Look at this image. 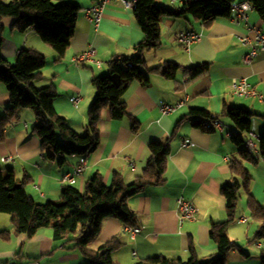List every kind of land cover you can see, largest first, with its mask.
<instances>
[{"label": "crops", "instance_id": "0c3cea01", "mask_svg": "<svg viewBox=\"0 0 264 264\" xmlns=\"http://www.w3.org/2000/svg\"><path fill=\"white\" fill-rule=\"evenodd\" d=\"M10 1L0 0V3ZM74 2L81 10L75 34L62 61H56L55 51L44 44L34 30L26 33L13 30L10 18L2 21V54L14 64L21 50L42 53L47 59V66L43 71V80L37 86L54 87L57 92L56 112L67 119L78 134L84 135L87 131V112L95 97L92 80L107 74L108 63L113 59L132 56L134 46L143 40L144 35L134 10L125 8L118 1L107 4L97 30L81 12L94 5L96 0ZM156 2L168 9H176L186 3L185 0L175 4L171 0ZM249 23L264 34V22L256 11L249 14ZM190 30L202 32L203 39L186 52L176 42L175 35ZM246 32L244 25L235 27L231 19L220 20L210 28H204L191 18H163L162 46L144 55L147 71L166 62L184 68L208 63V73L189 81L182 72L175 80L167 79L160 73L147 72L149 85L134 83L125 96L127 111L138 121L139 132L132 133L128 119L114 121L110 112L105 111L99 124V147L85 159L73 157L62 166L43 156L40 139L33 133L34 114L30 110H22L7 128L5 141L0 143V170H13L19 182L27 177L30 181L27 192L36 202L58 201L65 186L63 176L73 171L82 160L86 162L87 169L74 184L80 192L97 174L103 177L106 185L111 184L115 173L121 174L126 184H131L146 166L150 144L169 139L165 184L147 187L128 201L130 210L137 217L140 233L132 239L125 226L111 218L104 221L99 238L89 247L96 251L118 238L120 248L112 255L115 264H138L157 257L186 262L191 258V241L199 260L215 256L217 246L210 239V225L212 222L227 221L226 200L221 192L231 180L229 159L236 156L242 147L236 146L225 132L205 133L195 128L190 122V112L198 109L219 116L225 109L247 107L255 115L250 133L260 138L264 136V102L256 98H235L230 92L234 79L246 78L264 96V52L250 66L242 64L247 49L239 43L237 36ZM91 47L97 50V59L103 64L100 68L93 64L72 63L73 57ZM113 79L116 81V77ZM77 96L81 97V102L76 108L72 99ZM184 99H187L184 107L174 114L165 116L160 112V105H173ZM9 104V93L0 84V117L6 114ZM220 120L235 129L230 120ZM185 140L191 142L190 147H182ZM7 156H12L14 162H1V158ZM131 162L135 163V172L130 169ZM245 166L253 179L251 195L264 205V159L256 164L246 162ZM240 192L242 196L228 235L242 251L231 250L226 264H261L264 246L260 248L258 242L253 241L259 224L251 219L247 196ZM180 197L191 200L199 208L197 222L179 223L177 202ZM12 230L11 217L0 213V261L3 263L89 264L75 247V242H56L51 229H41L33 238L24 234L5 236Z\"/></svg>", "mask_w": 264, "mask_h": 264}, {"label": "trees", "instance_id": "16d2710c", "mask_svg": "<svg viewBox=\"0 0 264 264\" xmlns=\"http://www.w3.org/2000/svg\"><path fill=\"white\" fill-rule=\"evenodd\" d=\"M249 2L255 7L264 22V0H189L181 7L168 9L159 6L156 0H137L134 10L136 20L143 32V40L134 46V54L113 59L107 74L95 77L92 86L95 91L94 101L87 112V131L78 134L67 119L60 116L54 107L57 92L52 85L38 87L43 80V71L47 66L46 57L37 51L21 50L11 64L2 54L4 26L3 19L13 20L12 29L21 33L34 30L41 41L52 48L57 55V62L62 61L75 34L80 7L74 0H11L0 3V84L4 85L10 96L6 114L0 117V143L6 139V130L20 111L33 112L36 122L33 133L40 139L43 156L59 165H65L70 158L85 159L95 151L101 142L99 124L105 111L111 119L131 122V131L140 130L138 121L127 111L125 96L134 83L149 85L150 73H160L170 80H175L182 72L189 81H195L208 73L210 64L184 68L178 64L166 62L147 71L144 58L146 52L162 46L161 21L165 17L181 19L191 18L210 28L220 20L232 17V5ZM116 77V81L113 79ZM255 115L247 107L225 109L219 116L205 110L194 109L190 112L193 126L205 133L216 132L213 128L202 126L205 120L226 118L234 125L235 133L231 140L242 147L237 155L229 159L230 182L222 189L226 200L227 221L212 222L210 239L217 246L215 256L201 261L196 255L194 242H190L191 258L168 260L157 257L138 264H226L231 250L241 247L231 241L228 228L235 221L240 201V191L247 196L250 217L259 224L253 241L264 242V205L251 195L252 177L245 163H258L264 159V136L259 141V156L249 154L243 147V139L251 132V123ZM175 133L172 134V137ZM149 157L141 174L131 184H126L122 175L115 173L110 185L104 183L97 174L80 192L75 186L66 185L58 201L38 203L27 192L30 181L26 177L17 181L13 170H0V213L11 217V234H24L33 238L41 229H51L56 242H75V247L87 258L89 264H115L113 253L120 248L118 238H114L98 250L90 245L99 238L104 221L114 218L125 227L137 228V217L128 201L140 194L145 188L165 184L167 162L170 155V140L155 141L149 146ZM72 239V240H71ZM264 264V252L261 255Z\"/></svg>", "mask_w": 264, "mask_h": 264}, {"label": "built area", "instance_id": "2783aa9c", "mask_svg": "<svg viewBox=\"0 0 264 264\" xmlns=\"http://www.w3.org/2000/svg\"><path fill=\"white\" fill-rule=\"evenodd\" d=\"M118 1L125 8L135 10L137 7V0H96L95 4L82 9L83 16L92 24V26L97 30L99 29L101 20L103 19L104 9L107 4ZM175 3H182L183 0H171ZM255 11V7L249 2H241L232 5V17L231 23L235 27H240L244 25L246 27L245 35H238L237 39L239 43L247 49V53L242 58V64L244 66H250L255 58H257L261 53L264 52V34L255 26L249 23V14ZM203 39V33L197 31H180L175 35L176 42L181 45L186 52H190L191 47L199 43ZM97 50L95 48H89L84 52L76 55L72 58V63L75 65L93 64L97 67H101L103 64L97 59ZM110 62L108 63L109 66ZM231 95L235 98L240 99H250L256 98L259 102H264V96L260 94L255 88L250 84L248 79H234L230 86ZM187 99L177 102L176 104H162L160 105V112L163 115H171L177 112L179 109L183 108ZM74 106L77 108L81 102V97L77 96L72 99ZM191 124L195 123V120L191 119ZM202 126L206 128H213L216 132H225L226 136L232 138L235 130L228 127L221 120H205ZM259 141L260 137L256 134L249 133L243 139L244 149L253 156H259ZM191 146L189 140H185L182 143L183 148H188ZM3 163H13L14 159L12 156H7L1 158ZM87 169V164L84 160L71 172L66 173L62 178L63 185L74 186L77 179L85 173ZM130 169L132 172L136 171V166L134 162L130 163ZM177 212L179 223L182 225L187 222H197L200 216L199 208L189 199L185 197H180L177 202ZM125 231L134 239L139 233V228L125 227ZM258 246L261 248L264 246V242H259ZM0 264H6L0 261Z\"/></svg>", "mask_w": 264, "mask_h": 264}, {"label": "rangeland", "instance_id": "374dc122", "mask_svg": "<svg viewBox=\"0 0 264 264\" xmlns=\"http://www.w3.org/2000/svg\"><path fill=\"white\" fill-rule=\"evenodd\" d=\"M160 1V0H158ZM186 2H188L189 0H185ZM160 2H157V4H159ZM240 196H242V192H240Z\"/></svg>", "mask_w": 264, "mask_h": 264}]
</instances>
